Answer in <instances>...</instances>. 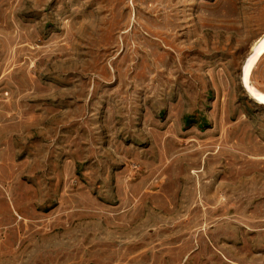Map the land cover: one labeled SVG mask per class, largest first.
Listing matches in <instances>:
<instances>
[{
  "label": "rangeland",
  "instance_id": "rangeland-1",
  "mask_svg": "<svg viewBox=\"0 0 264 264\" xmlns=\"http://www.w3.org/2000/svg\"><path fill=\"white\" fill-rule=\"evenodd\" d=\"M263 40L264 0H0V264H264Z\"/></svg>",
  "mask_w": 264,
  "mask_h": 264
},
{
  "label": "bare ground",
  "instance_id": "bare-ground-1",
  "mask_svg": "<svg viewBox=\"0 0 264 264\" xmlns=\"http://www.w3.org/2000/svg\"><path fill=\"white\" fill-rule=\"evenodd\" d=\"M262 44H264V40L262 41ZM259 54H260L259 51L255 52L253 54V56H252V60L255 59V58H257L259 56Z\"/></svg>",
  "mask_w": 264,
  "mask_h": 264
}]
</instances>
